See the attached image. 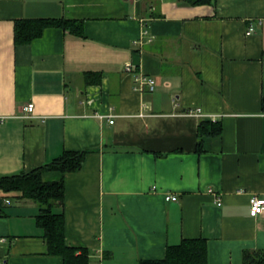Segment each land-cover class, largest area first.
<instances>
[{
    "label": "crops",
    "instance_id": "1",
    "mask_svg": "<svg viewBox=\"0 0 264 264\" xmlns=\"http://www.w3.org/2000/svg\"><path fill=\"white\" fill-rule=\"evenodd\" d=\"M36 17L76 19L83 35L48 27L16 44L15 20ZM140 73L154 90L135 88ZM263 97L264 0H0V175L87 150L79 170L42 178H64L55 210L89 264L162 258L185 237L207 239L208 264L264 249V209L250 211L264 197ZM202 120L222 132L198 152ZM0 206L3 264H64L34 200L0 189Z\"/></svg>",
    "mask_w": 264,
    "mask_h": 264
},
{
    "label": "trees",
    "instance_id": "2",
    "mask_svg": "<svg viewBox=\"0 0 264 264\" xmlns=\"http://www.w3.org/2000/svg\"><path fill=\"white\" fill-rule=\"evenodd\" d=\"M189 5L211 4L214 0H184ZM48 27H59L72 33L83 35V23L65 17L18 18L14 24L16 44L29 43L39 37ZM100 74V73H98ZM96 73H86L89 83L100 81ZM93 76L94 78H91ZM264 111V97L262 99ZM222 132L220 122L200 121L197 150L204 146L203 137L219 135ZM87 156V150H64L52 160L27 171L0 175V189L18 191L24 198L34 200L39 206L36 223L43 229L48 253L59 255L64 264H89V250L86 247L68 245L66 242V219L63 212L55 207L64 202L66 185L64 178L45 181V170H58L62 174L79 170ZM2 207L0 206V214ZM138 264H208V244L204 237H185L177 244H168L162 258L140 259ZM242 264H264V249H244Z\"/></svg>",
    "mask_w": 264,
    "mask_h": 264
},
{
    "label": "built area",
    "instance_id": "3",
    "mask_svg": "<svg viewBox=\"0 0 264 264\" xmlns=\"http://www.w3.org/2000/svg\"><path fill=\"white\" fill-rule=\"evenodd\" d=\"M255 31V26L253 24H251L247 30V33H253ZM135 68V65L133 63H127L125 66V70L126 71H132ZM136 81L138 82V85L135 87L136 89L140 90V91H144L145 89L148 90H154L155 89V85H156V81L155 78L149 74H145V73H140L138 75H136L135 77ZM34 107L35 104L34 102H29L26 105H24L23 110H24V114L27 117L32 116L33 111H34ZM200 108L197 109L198 112H200ZM110 122L113 123L114 122V117H112L110 119ZM178 196L176 194L173 193H168L166 195V200H177ZM221 202L219 201V204ZM264 209V197L262 196H256L252 199L251 202V206H250V211L252 215H258L259 213H261ZM6 239L0 238V242H5ZM0 264H3V262L0 260Z\"/></svg>",
    "mask_w": 264,
    "mask_h": 264
}]
</instances>
